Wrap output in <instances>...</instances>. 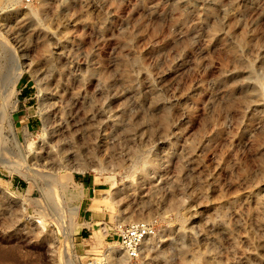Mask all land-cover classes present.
<instances>
[{
	"label": "rangeland",
	"instance_id": "1",
	"mask_svg": "<svg viewBox=\"0 0 264 264\" xmlns=\"http://www.w3.org/2000/svg\"><path fill=\"white\" fill-rule=\"evenodd\" d=\"M263 177L264 0H0V264H264Z\"/></svg>",
	"mask_w": 264,
	"mask_h": 264
},
{
	"label": "built area",
	"instance_id": "2",
	"mask_svg": "<svg viewBox=\"0 0 264 264\" xmlns=\"http://www.w3.org/2000/svg\"><path fill=\"white\" fill-rule=\"evenodd\" d=\"M25 3H33L36 0H23ZM153 231L149 225L143 222L134 223L120 230L116 235V242L121 249L126 252L129 258H137L142 242L145 238L151 236ZM107 238V236L105 237Z\"/></svg>",
	"mask_w": 264,
	"mask_h": 264
},
{
	"label": "bare ground",
	"instance_id": "3",
	"mask_svg": "<svg viewBox=\"0 0 264 264\" xmlns=\"http://www.w3.org/2000/svg\"><path fill=\"white\" fill-rule=\"evenodd\" d=\"M35 20V19H34ZM253 72V71H252ZM255 73V72H254ZM258 73V72H257ZM258 80V79H257ZM251 81V80H250ZM256 93V92H255ZM224 105V104H223ZM12 127V126H11ZM138 152V151H137ZM102 157V156H101ZM144 158V157H143ZM256 159V158H255ZM141 160V161H140ZM106 161V160H105ZM133 165H134V167H136L138 164H140V165H142L141 167H142V170H141V172H144L145 170H146V168H148L149 166H151L152 165V161H150V160H148V159H140V157H139V154L138 155H136L135 156V159L133 160ZM140 162H142V163H140ZM136 165V166H135ZM147 173V172H146ZM256 173V172H255ZM56 178V177H55ZM264 178V177H263ZM67 181V180H66ZM55 182V181H54ZM58 183V182H57ZM55 184V183H54ZM58 187V186H57ZM47 189V188H46ZM64 191V190H63ZM152 191V190H151ZM170 202V201H169ZM57 203V202H56ZM119 221V223H122L123 224V221H120V219L118 220ZM119 223H118V225H119ZM90 224H89V222H87V223H82V226H86V227H88ZM105 231V227H102L101 229H100V232L101 233H103ZM96 231L94 230L93 231V237H96L97 235H96ZM154 234V233H153ZM151 235V236H149V237H147V238H145L143 241L144 242H142V245L144 244V243H147V241H149L150 239H152V237L154 236V235ZM157 235V234H156ZM92 238V237H91ZM154 238V237H153ZM93 239V238H92ZM141 248H142V246H141ZM108 253L109 254H118V255H120V257H121V259L123 260V262L124 263H127V262H129V257H128V255L126 254V252L125 251H123L121 248H119V249H113V250H109L108 251ZM183 256V255H182ZM119 257V256H118ZM129 258V259H128ZM195 259H196V257H195ZM122 262V261H121Z\"/></svg>",
	"mask_w": 264,
	"mask_h": 264
},
{
	"label": "crops",
	"instance_id": "4",
	"mask_svg": "<svg viewBox=\"0 0 264 264\" xmlns=\"http://www.w3.org/2000/svg\"><path fill=\"white\" fill-rule=\"evenodd\" d=\"M19 99L20 102H26L27 100L30 99V91H29V87H27L26 85H24L21 89H20V93H19ZM83 187L86 190V194H87V200L93 198L95 196V189L92 186V183L90 181H84L83 182ZM86 205V204H85ZM90 211V204H88L87 206H85L84 208V215L85 213Z\"/></svg>",
	"mask_w": 264,
	"mask_h": 264
}]
</instances>
